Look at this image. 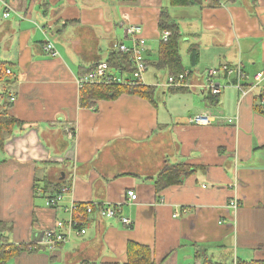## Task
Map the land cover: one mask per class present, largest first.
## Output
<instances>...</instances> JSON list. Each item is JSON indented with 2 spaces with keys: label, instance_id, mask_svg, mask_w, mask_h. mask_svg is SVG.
<instances>
[{
  "label": "crops",
  "instance_id": "0c3cea01",
  "mask_svg": "<svg viewBox=\"0 0 264 264\" xmlns=\"http://www.w3.org/2000/svg\"><path fill=\"white\" fill-rule=\"evenodd\" d=\"M165 9L183 38L182 29L191 36L180 44L190 87L158 88L176 94V106L162 109L156 98L122 95L82 107L78 80L116 44L134 45L131 26L143 30L146 64L157 60ZM48 43L58 57L45 51ZM0 62L6 65L0 115L22 122L0 148L1 243L33 246L1 263L127 264L129 243L150 248L156 264L264 260V81L245 98L234 86L239 72L251 80L264 72V0H202L187 7H173L171 0H0ZM227 66L233 74L219 78L227 87L214 97L203 89L204 74ZM156 80L144 78L143 85L157 87L165 79ZM202 112L223 123L190 125ZM176 164L189 165L191 174L158 193L159 173ZM130 190L138 195L135 203H127ZM58 196L63 199L48 204ZM231 200L238 201L236 212ZM87 204H94L93 215L72 210ZM99 206L121 213L102 219ZM77 212L84 235H76L80 226L64 228L71 240L54 252L36 244ZM124 218L132 224L125 226Z\"/></svg>",
  "mask_w": 264,
  "mask_h": 264
},
{
  "label": "trees",
  "instance_id": "16d2710c",
  "mask_svg": "<svg viewBox=\"0 0 264 264\" xmlns=\"http://www.w3.org/2000/svg\"><path fill=\"white\" fill-rule=\"evenodd\" d=\"M201 2L202 0H171V6L187 7L190 5H200ZM159 29L161 32H169L170 36L166 42H160L157 60L147 64V66L154 67L159 71H164L168 76H180L185 73L180 52V44L183 40V35L181 34L179 25L166 9L161 12ZM189 52L191 60L194 63V60L198 57L195 47H192ZM104 61L109 64L111 71L118 72L119 75H132L135 70L131 56L128 54H120L116 49H113L109 57ZM100 62L101 61L93 64L91 68L87 70V74L93 72ZM2 75H6V65L0 62V82L3 81ZM129 78L130 77H128V79ZM158 88L159 87L145 86L143 84L109 86L87 84L80 90V105L82 107H90L93 102L115 100L122 95L136 96L148 100L151 103H155V96ZM21 123L22 122L6 114L2 113L0 115V148L4 147L16 128L22 126ZM191 169L192 168L186 164L167 165L161 170L155 181L157 192L161 193L170 187L182 185L184 180L191 174ZM83 206L84 205L79 206L82 213L84 211L86 212L85 206ZM2 227L5 226L0 224V229ZM2 241L4 240L2 239ZM26 247L20 246L18 248L14 244H9L8 242L1 243L0 237V261L8 262L10 258L16 255L15 253L29 251L27 244ZM200 258L205 259L202 253H200ZM208 262V260H204L203 263L206 264ZM127 264L156 263L152 259L150 248L135 243H129L127 247ZM209 264L213 263L209 262ZM237 264H264V260H256L253 262L238 261Z\"/></svg>",
  "mask_w": 264,
  "mask_h": 264
},
{
  "label": "built area",
  "instance_id": "2783aa9c",
  "mask_svg": "<svg viewBox=\"0 0 264 264\" xmlns=\"http://www.w3.org/2000/svg\"><path fill=\"white\" fill-rule=\"evenodd\" d=\"M224 2L232 1V0H223ZM8 9V8H7ZM4 18H9L10 13L5 11ZM143 30L140 26H131L127 30V35H131L134 40V45L132 47H127L124 44H116L114 49L120 54H128L131 56L132 63L134 65V72L128 79V77L124 75H116L114 74L109 64L106 61H101L97 68L91 72L86 78L79 79L78 85L79 88L87 84H94V85H101V86H109V85H135V84H144V76L147 71V64L144 59V50L146 42L141 37ZM169 33L165 32L163 35V40L166 42L168 40ZM45 51L49 52L52 57H58L59 52L57 51L56 47L52 43H48L45 47ZM225 73L231 75L233 74V70L230 69L229 66L224 67L220 70H209L204 74L206 85L203 86V89L208 91L214 97H218L222 94V91L227 87L224 86L221 82H219V78L225 76ZM7 74H10V71H7ZM189 74L184 73L180 76H168L166 80L159 83L157 87L163 90H178V89H185L189 88ZM264 81V72L258 73L254 79L251 80L250 77L244 75L243 73H238V81L234 85L239 93L242 94V97L245 98L247 95L252 93L254 90L260 89V85ZM242 82H246L248 85H243ZM259 107L263 111L264 114V93L260 96ZM229 124H232V120L227 121ZM223 123V120L213 114L202 112L189 120V124L192 126H212L215 124ZM63 198L62 196H58L57 198L49 199L48 204H57ZM127 203H135L138 201V195L134 190H130L127 192ZM237 200H231L229 203V207L233 209L235 212L238 209ZM99 206L97 212H99V216L102 219H110L118 216L117 213H121L120 209H114L112 207H101ZM100 208V209H99ZM79 206H73V212L78 210ZM86 213L88 215H93L95 213V208L93 204L85 205ZM96 212V213H97ZM75 214L79 215L78 219H74ZM73 214V220L70 223L58 222L53 229H48L43 233L42 239L39 243H36L38 246H41L46 249V251L54 252L58 246L61 244L67 243L71 240L69 233H64V228H70L74 226H80L81 229L76 233V235L85 234L86 230L84 227L83 217L82 214L77 212ZM175 218L179 217V214L176 213L174 215ZM122 223L125 226H130L132 224V220L128 218H124ZM28 249L33 251V246L28 245ZM0 264H3L0 262Z\"/></svg>",
  "mask_w": 264,
  "mask_h": 264
},
{
  "label": "rangeland",
  "instance_id": "374dc122",
  "mask_svg": "<svg viewBox=\"0 0 264 264\" xmlns=\"http://www.w3.org/2000/svg\"><path fill=\"white\" fill-rule=\"evenodd\" d=\"M197 26H198V24H195L194 27H193V29L199 30L200 27H197ZM182 32H183V34L185 36L183 38L182 42H183V44H186V43L189 42L188 40L190 39L191 36H186L189 33V32H187V30L182 29ZM185 51L186 50L184 48L181 49V55L183 56V63H184V65L186 67H188V66H190V63L188 62V57L186 56V52ZM106 56H107L106 53H103V55H102L103 59H106ZM199 68L202 69L203 66H200ZM194 70H196V69H194ZM196 74H197V76H201L204 73L203 72L202 73L201 72H196ZM156 76L159 77V81H162L164 79L166 80V78H167L168 75L164 71H157L155 68L149 67V70L145 73V76H144L145 77V82L147 81L150 84H154L157 81L156 80ZM163 92L166 93V94L163 95ZM188 94H196V93H192L191 92V93H188ZM172 95L176 96V94H171V93H169L167 91H162L160 89H157V91H156V97L155 98H156V101L160 104V107L162 109L169 110L171 107L176 106L175 105V102L172 100V97H171ZM240 96H241V98H243L241 93H240ZM161 98H166V99H164L163 101H161ZM165 101H167V102H165ZM8 264H15V263L14 262H9Z\"/></svg>",
  "mask_w": 264,
  "mask_h": 264
},
{
  "label": "bare ground",
  "instance_id": "6f19581e",
  "mask_svg": "<svg viewBox=\"0 0 264 264\" xmlns=\"http://www.w3.org/2000/svg\"><path fill=\"white\" fill-rule=\"evenodd\" d=\"M90 73H88L87 75H86V77L89 75Z\"/></svg>",
  "mask_w": 264,
  "mask_h": 264
}]
</instances>
